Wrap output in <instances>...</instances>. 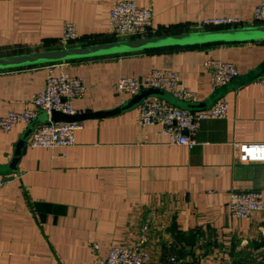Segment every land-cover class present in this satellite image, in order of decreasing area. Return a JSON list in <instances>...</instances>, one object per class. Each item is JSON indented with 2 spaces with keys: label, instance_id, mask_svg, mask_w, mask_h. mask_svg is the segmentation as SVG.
Instances as JSON below:
<instances>
[{
  "label": "crops",
  "instance_id": "1",
  "mask_svg": "<svg viewBox=\"0 0 264 264\" xmlns=\"http://www.w3.org/2000/svg\"><path fill=\"white\" fill-rule=\"evenodd\" d=\"M153 11L156 30L231 17L255 25L264 0H0V57L61 47L68 24L80 39L111 36L119 2ZM209 59L231 62L239 76L264 62V43L221 44L0 71V116L33 109L51 70L81 78L78 114L105 112L132 97L123 77L172 71L199 102L214 92ZM225 119L201 124L193 148L170 144L163 126H144L136 108L82 122L68 148L28 147L18 171L0 175V264H99L115 246H138L148 227V264H257L264 255V210L235 218L232 191H260L264 208V86L227 94ZM0 130V166L9 165L27 131Z\"/></svg>",
  "mask_w": 264,
  "mask_h": 264
},
{
  "label": "built area",
  "instance_id": "2",
  "mask_svg": "<svg viewBox=\"0 0 264 264\" xmlns=\"http://www.w3.org/2000/svg\"><path fill=\"white\" fill-rule=\"evenodd\" d=\"M254 21L255 25H264V2L255 9ZM240 26H245L240 19L215 17L197 21L193 24V30ZM110 32L111 36L119 40L148 37L156 33L152 9L139 7L130 1L119 2L111 11ZM79 39L75 26L68 24L61 40V47H68ZM205 67L211 72L214 90L229 84L240 75L236 65L227 61L209 59L205 62ZM256 82L264 86V75ZM148 88L166 90L185 102H198L197 95L181 84L180 76L176 72L152 70L141 79L123 77L118 82V90L131 97ZM84 90L85 86L81 78L63 72L56 74L51 67L45 88L32 100L33 109L25 112H9L5 116H0V130L11 132L19 124L30 126L41 112H46L49 121L35 130L27 143L28 147L52 150L71 147L75 143L76 132L83 129V123H55L51 121V115L54 111L68 115L78 114L75 102L83 95ZM139 110L144 126L161 124L163 134L168 137L170 144L193 148L197 145L195 136L201 124L208 120L225 119L229 106L222 99L208 110L189 112L178 109L163 100L149 98L144 101ZM5 184L6 180L0 176V187ZM229 208L233 217L249 218L254 213L264 210L262 193L256 190L232 191ZM147 231L148 227L145 226L138 246H115L111 249L108 258L99 264H148L151 255L145 248L148 242ZM170 262L186 264L175 256L170 259ZM256 262L264 264V255L258 254Z\"/></svg>",
  "mask_w": 264,
  "mask_h": 264
},
{
  "label": "water",
  "instance_id": "3",
  "mask_svg": "<svg viewBox=\"0 0 264 264\" xmlns=\"http://www.w3.org/2000/svg\"><path fill=\"white\" fill-rule=\"evenodd\" d=\"M247 43H264V25L191 30L177 34L127 38L112 42L60 47L25 54L2 56L0 57V71L140 54L166 49H186L221 44ZM263 75L264 62L248 74L239 76L229 84L218 88L207 100L203 102H185L179 100L166 90L148 88L132 97L122 106L113 110L105 112L82 113L76 115H68L62 112L54 111L51 115V121L55 123H77L91 119L112 117L139 108L144 103V101L149 98L163 100L181 110L189 112H201L213 107L216 103L224 99L229 92L237 90L239 87L246 84L252 83ZM48 121L49 117L47 113L41 112L39 117L27 127V131L16 147L12 162L7 166H0V175L6 176L12 172L18 171L20 159L27 151V143L29 139L38 127L44 125Z\"/></svg>",
  "mask_w": 264,
  "mask_h": 264
},
{
  "label": "trees",
  "instance_id": "4",
  "mask_svg": "<svg viewBox=\"0 0 264 264\" xmlns=\"http://www.w3.org/2000/svg\"><path fill=\"white\" fill-rule=\"evenodd\" d=\"M210 29H220V28H210ZM191 31L189 27H177V28H170V29H159L157 30L156 33L150 35V36H160V35H169V34H177V33H183V32H188ZM118 39L114 36H110L109 38L103 39L100 42L97 41H91L88 42L87 44H96V43H104V42H112V41H117ZM198 48V47H195ZM186 49H194V48H186ZM171 50H177V49H166V50H159V51H151L147 53H155V52H163V51H171Z\"/></svg>",
  "mask_w": 264,
  "mask_h": 264
},
{
  "label": "rangeland",
  "instance_id": "5",
  "mask_svg": "<svg viewBox=\"0 0 264 264\" xmlns=\"http://www.w3.org/2000/svg\"><path fill=\"white\" fill-rule=\"evenodd\" d=\"M189 29H191V30H193L194 28H193V26L192 27H190ZM119 40V39H118ZM60 48V47H59ZM55 49V48H54Z\"/></svg>",
  "mask_w": 264,
  "mask_h": 264
}]
</instances>
